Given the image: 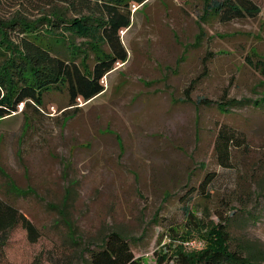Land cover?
I'll list each match as a JSON object with an SVG mask.
<instances>
[{
    "label": "rangeland",
    "instance_id": "374dc122",
    "mask_svg": "<svg viewBox=\"0 0 264 264\" xmlns=\"http://www.w3.org/2000/svg\"><path fill=\"white\" fill-rule=\"evenodd\" d=\"M251 1L255 15L227 21L205 0L132 6L130 25L119 31L127 61L102 78L101 96L67 105L64 90H47L38 107L19 105L0 120V198L38 231L29 241L13 226L0 264H89L88 250L109 231L141 263L156 264L161 252L203 248V233L220 220L228 250L264 264V0ZM98 9L92 1L0 0L2 18L67 19ZM67 37L90 68L91 49ZM224 89L225 99L242 102L219 109ZM200 96L213 102L196 105ZM219 125L235 137L227 166L213 149ZM206 172L213 173L206 188L188 193ZM188 198L189 218L181 210Z\"/></svg>",
    "mask_w": 264,
    "mask_h": 264
},
{
    "label": "trees",
    "instance_id": "16d2710c",
    "mask_svg": "<svg viewBox=\"0 0 264 264\" xmlns=\"http://www.w3.org/2000/svg\"><path fill=\"white\" fill-rule=\"evenodd\" d=\"M72 5H88L89 1L99 5L98 15L78 13L64 19L61 15H48L28 20L21 16L0 17V118L17 110H24L28 104L38 107L41 94L47 90H64L67 105L75 103L76 98L85 101L98 94L102 89V76L118 62L126 59L127 53L119 31L128 28L131 22V7L143 4L146 0H68ZM206 9L211 10L221 21L244 16H253L258 7L251 0H205ZM42 24V25H40ZM68 35L84 40L93 53L90 68L85 64L84 52L76 47L70 48ZM68 48L66 57L53 53L55 47ZM106 45L107 51L100 46ZM54 49V50H53ZM82 53L80 60L75 58ZM253 66H259L254 63ZM191 82L184 88L187 97ZM214 102L221 110L240 104L241 100L225 99ZM213 101L197 97L196 105H209ZM234 132L219 125L213 140L216 160L227 166L228 147L234 140ZM212 172H206L196 187L189 192H202L209 184ZM8 192L19 190L9 181L5 183ZM185 193L186 196H189ZM18 194V193H17ZM182 202L185 200L181 198ZM181 205L186 217H191L189 208ZM19 224L29 241H34L38 231L31 221L16 207L0 198V246L3 245L8 231ZM174 233V231H172ZM175 234V233H174ZM203 248L184 251L180 247L171 253L156 256V264L171 261L170 264H251L250 256H240L227 248L228 234L223 221H218L205 230ZM89 264H143L133 257L125 239L115 231H109L98 245L88 250Z\"/></svg>",
    "mask_w": 264,
    "mask_h": 264
},
{
    "label": "crops",
    "instance_id": "0c3cea01",
    "mask_svg": "<svg viewBox=\"0 0 264 264\" xmlns=\"http://www.w3.org/2000/svg\"><path fill=\"white\" fill-rule=\"evenodd\" d=\"M123 30V29H122ZM121 40V39H120ZM127 61V56H126V59L123 61V62H118L117 64H120V66H122L125 62ZM116 64V65H117ZM119 66V67H120ZM116 68L117 67H115V66H113L110 70H108L103 76H102V78L103 77H107L109 74H111L114 70H116ZM103 85V84H102ZM105 92V88H104V86H103V89L98 93V94H96V95H94L93 97H91V98H89V99H87V100H85V101H82L81 99H79L80 101H82L81 103H89V102H91L92 100H94L95 98H98L99 96H101L103 93ZM76 103V102H75ZM21 108V107H20ZM14 113V112H13ZM12 114V113H11ZM11 114H9V115H7V116H5V117H2V118H0V120H3V119H6V118H9V117H11L12 115Z\"/></svg>",
    "mask_w": 264,
    "mask_h": 264
}]
</instances>
